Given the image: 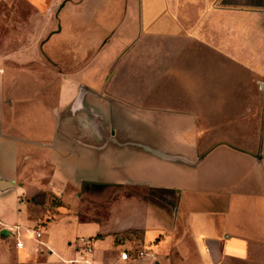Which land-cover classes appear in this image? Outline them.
I'll return each mask as SVG.
<instances>
[{
    "label": "crops",
    "instance_id": "1",
    "mask_svg": "<svg viewBox=\"0 0 264 264\" xmlns=\"http://www.w3.org/2000/svg\"><path fill=\"white\" fill-rule=\"evenodd\" d=\"M0 66V264H264V0H0Z\"/></svg>",
    "mask_w": 264,
    "mask_h": 264
},
{
    "label": "rangeland",
    "instance_id": "2",
    "mask_svg": "<svg viewBox=\"0 0 264 264\" xmlns=\"http://www.w3.org/2000/svg\"><path fill=\"white\" fill-rule=\"evenodd\" d=\"M0 69H2V66H0ZM12 74L14 75L15 73H12ZM93 188L96 189L97 187L93 186L92 188L89 189V191L92 190ZM98 188H101V187H98ZM100 190H101L100 193L102 194V193L107 192L108 189L106 187H103ZM123 191H128V190L123 189ZM65 199H68V200H65L66 202H63L57 197L54 198L51 195L50 196L46 195V193L44 194L39 193V194L34 195V197L28 199V201H31L30 217L34 218L35 220L33 223L28 224L27 228L32 230L33 228L42 227L44 229L47 225V222L53 219V215L59 212L58 211L59 209L57 208L58 206L68 207V206H71V204H73V207L83 206V208H86V205L88 202L90 203L95 202L94 198H90L88 195L81 194L80 192L74 193L73 195H69V196L66 195ZM97 201H102V200L98 199ZM107 201H108V198L107 199L105 198L104 202H107ZM90 207H92V205H90ZM92 208H89L90 211H92L91 210ZM13 228H15V231L18 234L23 233L24 231L23 229H19L16 227H13ZM43 229H42V234L44 232Z\"/></svg>",
    "mask_w": 264,
    "mask_h": 264
},
{
    "label": "built area",
    "instance_id": "3",
    "mask_svg": "<svg viewBox=\"0 0 264 264\" xmlns=\"http://www.w3.org/2000/svg\"><path fill=\"white\" fill-rule=\"evenodd\" d=\"M42 227H38V228H33L31 230V236L30 238L35 242V247H34V252L36 253H41L43 252V248L45 247V249L47 251H51L50 248L48 246L45 245V243L42 241ZM78 247H77V256L71 260H69V262L71 263H78V262H83V263H89L92 257V254L94 252L93 249V245H92V238L89 237H79L78 238ZM16 246L17 247H22L23 243L22 241L17 240L16 241ZM147 253L144 251H136V252H126L123 251L120 253V257L124 260L126 259H139L142 258L144 256H146Z\"/></svg>",
    "mask_w": 264,
    "mask_h": 264
},
{
    "label": "water",
    "instance_id": "4",
    "mask_svg": "<svg viewBox=\"0 0 264 264\" xmlns=\"http://www.w3.org/2000/svg\"><path fill=\"white\" fill-rule=\"evenodd\" d=\"M11 233V231H9L6 228H1L0 229V235H9Z\"/></svg>",
    "mask_w": 264,
    "mask_h": 264
},
{
    "label": "trees",
    "instance_id": "5",
    "mask_svg": "<svg viewBox=\"0 0 264 264\" xmlns=\"http://www.w3.org/2000/svg\"><path fill=\"white\" fill-rule=\"evenodd\" d=\"M41 194H44V193H41ZM55 198V197H54Z\"/></svg>",
    "mask_w": 264,
    "mask_h": 264
}]
</instances>
